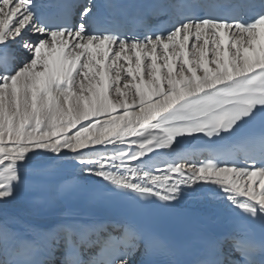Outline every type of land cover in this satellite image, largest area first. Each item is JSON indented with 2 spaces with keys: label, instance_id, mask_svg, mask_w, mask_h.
Instances as JSON below:
<instances>
[{
  "label": "snow or ice",
  "instance_id": "1",
  "mask_svg": "<svg viewBox=\"0 0 264 264\" xmlns=\"http://www.w3.org/2000/svg\"><path fill=\"white\" fill-rule=\"evenodd\" d=\"M94 7L89 0L73 25L49 23L33 0H0V201L15 196L28 168L67 149L83 172L137 207L115 223L67 220L50 230L48 251L62 243V264H129L142 244L149 255L167 254L172 242L136 217L171 209L186 189L222 192L245 225L264 227V131L259 157L245 134L258 120L264 129V0L259 11L254 0H175L156 25L99 23ZM133 29L142 34L129 36ZM195 139L214 151L202 159L182 153L184 141ZM115 140L129 150L79 151ZM162 155L169 159L158 161ZM223 239L239 261L226 260L213 241L195 264H264V239L239 231ZM93 248L99 251L85 259L82 250ZM39 254L34 240L0 223V264H44Z\"/></svg>",
  "mask_w": 264,
  "mask_h": 264
},
{
  "label": "bare ground",
  "instance_id": "2",
  "mask_svg": "<svg viewBox=\"0 0 264 264\" xmlns=\"http://www.w3.org/2000/svg\"><path fill=\"white\" fill-rule=\"evenodd\" d=\"M211 57V53H210ZM162 62V60L160 61ZM121 63H125L121 61ZM147 63V61H146ZM214 66V65H210ZM198 74H202V70H198ZM147 78V76H146ZM113 99H117L116 94L112 93ZM138 99V97H137ZM132 97L129 96V103L131 104ZM135 107L132 111H136ZM122 110H118L117 114H120ZM104 119H107L105 117ZM83 124L89 123L88 121H83ZM103 123V120L101 121ZM79 127V125L77 126ZM75 130H73L74 132ZM71 134V133H70ZM98 132H92L90 135H98ZM125 141H130V137H124ZM107 147L109 151L103 152V155H112L111 149L116 148L123 151L129 150V144H121L119 140H115L114 143L107 145H91L89 148L82 149L87 153L89 149H99ZM134 147V146H133ZM166 152L167 150H158ZM182 153L190 154L191 152L198 153L197 150L182 147ZM62 152H67L68 155H60L58 158L56 154H50V158L44 159L34 164L26 170L25 183L20 186L13 198L7 199L5 201H0V219H8L6 221L11 223H16L25 219L26 221H35V223H55L57 220H69V216L73 215L68 209H63L58 206L56 202L60 198V193L62 189L71 184H87V185H100L96 178L89 176L87 173L83 172L76 162L75 153L64 149ZM203 156H201V159ZM158 161H163L169 159L167 155H162L156 158ZM132 164V163H131ZM136 166V164H132ZM158 169L163 168L165 165L157 162ZM159 174V173H157ZM212 192H192L188 189L185 190L183 196L179 198V202L189 203L190 205L197 206L200 208H205L207 210L217 209V207L222 206L221 203H216L212 201L208 196L204 199L200 197L202 195H208ZM219 193V192H214ZM217 206V207H216ZM30 216V217H29ZM78 220L81 221L82 217L77 214ZM33 219V220H30ZM3 223V222H2ZM51 229L55 228V225L50 226ZM129 264H136L134 260H131Z\"/></svg>",
  "mask_w": 264,
  "mask_h": 264
}]
</instances>
